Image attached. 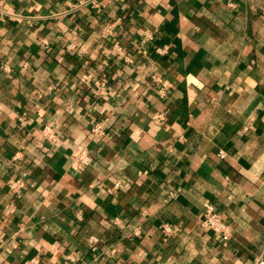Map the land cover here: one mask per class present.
<instances>
[{
  "label": "crops",
  "instance_id": "obj_1",
  "mask_svg": "<svg viewBox=\"0 0 264 264\" xmlns=\"http://www.w3.org/2000/svg\"><path fill=\"white\" fill-rule=\"evenodd\" d=\"M105 117L104 135L88 140ZM47 122L53 144L41 136ZM80 143L92 157L84 169L70 157ZM15 177L25 181L18 197L7 186ZM205 200L230 225L226 242L200 225ZM258 258L264 0L0 3V264Z\"/></svg>",
  "mask_w": 264,
  "mask_h": 264
},
{
  "label": "built area",
  "instance_id": "obj_2",
  "mask_svg": "<svg viewBox=\"0 0 264 264\" xmlns=\"http://www.w3.org/2000/svg\"><path fill=\"white\" fill-rule=\"evenodd\" d=\"M3 1L4 0H0V3H2ZM155 51L160 54L167 53V50L165 47H156ZM150 78H151V81L155 83L160 82V78L157 75H152ZM81 80L85 81L84 79H81ZM158 91L161 92L162 91L161 88H158ZM95 93L104 95L105 90L103 89V87L97 86L95 89ZM152 119L162 120L163 116H161V114H156L152 116ZM17 121L19 122V124H23L25 121V114L24 113L19 114L17 116ZM107 121H108V118L106 117L93 121L88 128V133H87L88 140H95L103 136L105 133ZM40 132H41L42 138L45 141L51 144L56 142L57 136H56L55 129L51 122L44 123L41 126ZM218 156L220 157L224 156V152L222 150H219ZM16 157L17 156H14V158ZM70 157L75 162L76 167L79 169H84L88 167L92 161L90 148L86 143H80V144L74 145V147L70 151ZM7 186H8L9 192L15 195L16 197H18L22 193V189L25 186V181L22 177H15L8 182ZM114 187L118 189L121 187V185L119 182H116L114 184ZM199 223L203 228L212 230L219 237V239L222 240L223 242H226L230 237V234H231L230 225L223 219L221 214H219L216 211L214 204L210 202L209 200H205L202 203V211L199 216ZM171 230H172L171 227L167 224H164L162 226L163 232L169 233L171 232ZM132 234L138 235L139 229L135 228L132 231ZM87 246L91 252L98 250L99 248L98 236L94 234L88 236ZM108 253L111 255L114 254L115 248L114 247L108 248ZM36 262L37 260H34V259L31 260V264H35ZM253 264H264V259L258 258Z\"/></svg>",
  "mask_w": 264,
  "mask_h": 264
}]
</instances>
